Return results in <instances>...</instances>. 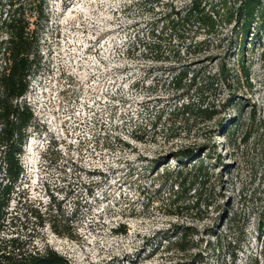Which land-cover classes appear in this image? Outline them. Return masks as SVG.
Segmentation results:
<instances>
[{"label": "rangeland", "instance_id": "rangeland-1", "mask_svg": "<svg viewBox=\"0 0 264 264\" xmlns=\"http://www.w3.org/2000/svg\"><path fill=\"white\" fill-rule=\"evenodd\" d=\"M134 1L47 0L40 61L17 101L33 115L21 147L23 172L0 237L27 251L51 248L72 264H264V26L244 40L247 75L240 33L224 30L229 39L214 43L203 64L210 73L224 64L229 74L203 100L216 109L231 94L233 100L210 119L185 120L177 107L198 96L176 91L162 70L170 63L143 60L132 42L148 18L187 0L145 4L153 12L127 7ZM230 119L228 140L227 124L218 122ZM134 126L148 142L131 139ZM193 144L216 147L206 185L187 189L144 169L166 161L173 169L170 152ZM55 219L70 235L53 232ZM182 226L195 232L185 251L169 242ZM210 228L228 234L218 251L206 246L214 240ZM239 229V241L228 243Z\"/></svg>", "mask_w": 264, "mask_h": 264}, {"label": "trees", "instance_id": "trees-1", "mask_svg": "<svg viewBox=\"0 0 264 264\" xmlns=\"http://www.w3.org/2000/svg\"><path fill=\"white\" fill-rule=\"evenodd\" d=\"M147 3L149 6H157L159 1L135 0L127 7L141 5L146 11L153 12V6L146 9ZM165 4L168 6V3ZM169 6V11L161 16L153 15L143 22L142 28L134 33L132 44L137 47L143 60L170 63L162 70L167 73L168 83L176 91H185L186 98L190 97L189 91L198 96L195 102L194 99L187 100L177 107L185 120L189 116L193 119H210L217 114V109L227 107L234 96L231 94L217 109L204 104V93L215 89L214 82H224L229 74V68L224 64L213 73L207 72L206 64H203L211 58L207 52L214 43L217 46L218 42L229 39L228 36L226 38L224 30L231 26V35L236 30L241 35L237 51L240 54L243 73L247 75L243 62L244 40L255 26L258 29L264 26V0H187L177 7ZM47 20V0H0V232L4 227L7 206L15 185L23 172L20 163L21 147L26 128L33 118L30 108L17 101L26 93L28 78L40 61V33ZM199 63L203 65L196 69L191 68ZM147 72H151V69ZM148 74L144 73L143 79L146 80ZM234 105L240 112V103ZM251 114L253 115V109ZM225 124L227 128H224L223 133L231 140V127L235 120L230 119L224 124L223 121L218 122L220 128ZM130 137L141 143L149 141L148 134L137 126L131 130ZM215 149V144L208 148L205 145H187L170 152L169 157L175 161L173 169H170L167 161L150 167L145 166L144 169L149 168L148 172L155 173L160 179H164V182L170 180L179 185L187 183V189L196 185L203 186L207 182V164L212 162L209 159ZM220 156H214L216 163L220 161ZM229 220L227 227L232 230L235 217L230 216ZM60 221L55 219L49 222L53 232L58 235H70V231L62 230L61 227L65 225ZM191 230L188 226L176 227L173 241L169 242L181 251L193 248L195 232ZM215 231L216 229H209L214 240H208L206 246L218 251L222 239L227 240L228 234ZM121 232L126 233L125 230ZM242 233L243 229L235 231L236 236L228 240V243L239 241ZM0 264L72 263L51 248L27 251L15 243L14 239L0 237Z\"/></svg>", "mask_w": 264, "mask_h": 264}]
</instances>
